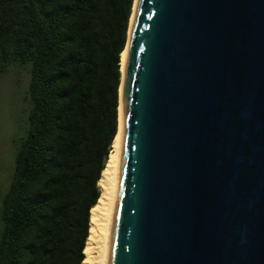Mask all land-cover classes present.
Returning a JSON list of instances; mask_svg holds the SVG:
<instances>
[{
	"label": "water",
	"instance_id": "obj_1",
	"mask_svg": "<svg viewBox=\"0 0 264 264\" xmlns=\"http://www.w3.org/2000/svg\"><path fill=\"white\" fill-rule=\"evenodd\" d=\"M131 15L106 264H264V0Z\"/></svg>",
	"mask_w": 264,
	"mask_h": 264
},
{
	"label": "trees",
	"instance_id": "obj_2",
	"mask_svg": "<svg viewBox=\"0 0 264 264\" xmlns=\"http://www.w3.org/2000/svg\"><path fill=\"white\" fill-rule=\"evenodd\" d=\"M133 0H0V74L26 67L29 104L0 192V264H81L118 129ZM1 190V189H0Z\"/></svg>",
	"mask_w": 264,
	"mask_h": 264
},
{
	"label": "bare ground",
	"instance_id": "obj_3",
	"mask_svg": "<svg viewBox=\"0 0 264 264\" xmlns=\"http://www.w3.org/2000/svg\"><path fill=\"white\" fill-rule=\"evenodd\" d=\"M133 0V8L135 5ZM131 13V14H132ZM131 18L128 26V36L131 27ZM128 50V41L120 54V85L118 105V129L112 141L111 150L105 160L98 186L100 195L95 205L90 209V222L88 236L84 247V259L81 264H106L108 250V229L112 215L113 203L116 193L119 148H120V100L123 82V65Z\"/></svg>",
	"mask_w": 264,
	"mask_h": 264
},
{
	"label": "rangeland",
	"instance_id": "obj_4",
	"mask_svg": "<svg viewBox=\"0 0 264 264\" xmlns=\"http://www.w3.org/2000/svg\"><path fill=\"white\" fill-rule=\"evenodd\" d=\"M26 67L8 68L0 74V192L8 182L15 141L24 136L29 104L24 95L29 82Z\"/></svg>",
	"mask_w": 264,
	"mask_h": 264
}]
</instances>
